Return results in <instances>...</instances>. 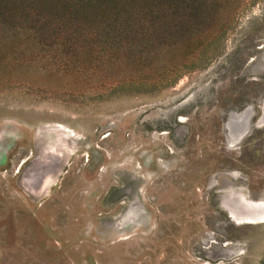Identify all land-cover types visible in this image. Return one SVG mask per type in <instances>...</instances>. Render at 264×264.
<instances>
[{
  "label": "rangeland",
  "instance_id": "1",
  "mask_svg": "<svg viewBox=\"0 0 264 264\" xmlns=\"http://www.w3.org/2000/svg\"><path fill=\"white\" fill-rule=\"evenodd\" d=\"M80 15L0 25V264H263L264 0Z\"/></svg>",
  "mask_w": 264,
  "mask_h": 264
},
{
  "label": "trees",
  "instance_id": "2",
  "mask_svg": "<svg viewBox=\"0 0 264 264\" xmlns=\"http://www.w3.org/2000/svg\"><path fill=\"white\" fill-rule=\"evenodd\" d=\"M205 0H0V25L10 22L24 25L37 38L49 22L56 25L59 16L82 15L98 10H198ZM80 15V17H81ZM52 25V26H53ZM264 264V262H263Z\"/></svg>",
  "mask_w": 264,
  "mask_h": 264
},
{
  "label": "water",
  "instance_id": "3",
  "mask_svg": "<svg viewBox=\"0 0 264 264\" xmlns=\"http://www.w3.org/2000/svg\"><path fill=\"white\" fill-rule=\"evenodd\" d=\"M233 214L238 216L237 221H240V224H252L247 221L263 218L261 215H264V200H249L244 198L240 201L238 211Z\"/></svg>",
  "mask_w": 264,
  "mask_h": 264
},
{
  "label": "bare ground",
  "instance_id": "4",
  "mask_svg": "<svg viewBox=\"0 0 264 264\" xmlns=\"http://www.w3.org/2000/svg\"><path fill=\"white\" fill-rule=\"evenodd\" d=\"M234 218V222L235 223H240V221H237L238 220V216L234 215V214H231ZM259 217V216H257ZM261 217H263L262 219H254V220H249L250 222H253V221H261V222H264V215H261Z\"/></svg>",
  "mask_w": 264,
  "mask_h": 264
}]
</instances>
